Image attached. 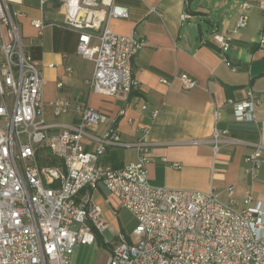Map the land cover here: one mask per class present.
Segmentation results:
<instances>
[{
    "label": "built area",
    "instance_id": "1",
    "mask_svg": "<svg viewBox=\"0 0 264 264\" xmlns=\"http://www.w3.org/2000/svg\"><path fill=\"white\" fill-rule=\"evenodd\" d=\"M12 3L0 0V264H72L76 249L98 238L111 249L110 264H264V209L254 206L253 194L248 192L240 206L233 186L227 190L228 202L212 190L153 186L148 173L152 160V146L146 139L149 128L136 142H124L116 121L80 103L75 108L79 122L61 126L58 134L50 133L58 126L47 122L43 71L23 49ZM40 3L41 7L57 4L64 25L80 33L77 53L95 65L91 81L95 94L128 98L140 91L134 60L148 42L135 34L117 35L109 27L112 19H128L127 8L115 0ZM259 5L264 10V0ZM251 7L249 2L242 4L233 33L247 27ZM32 24L39 30L46 26L42 20ZM211 38L223 53L230 51V35L213 32ZM259 44L264 49V31ZM180 79L185 91L197 86L189 75ZM228 104L237 122H257L262 102L253 91L245 101ZM51 108L57 118L72 109L60 100ZM157 115L155 111L152 118ZM221 120V111L215 110L210 139L215 156L226 145L246 144L230 137V130L221 128ZM106 124L110 125L103 134L89 133ZM87 140L95 145L93 150L87 149ZM250 145L253 151L245 159L246 173L255 180L264 165V147ZM110 147L135 148L137 163L103 165L101 160ZM48 150L54 165L41 163ZM102 186L137 221L131 237L105 221L93 199ZM106 231L115 239L109 241Z\"/></svg>",
    "mask_w": 264,
    "mask_h": 264
},
{
    "label": "crops",
    "instance_id": "2",
    "mask_svg": "<svg viewBox=\"0 0 264 264\" xmlns=\"http://www.w3.org/2000/svg\"><path fill=\"white\" fill-rule=\"evenodd\" d=\"M260 1L115 0L129 10V17L110 20V29L117 35L135 34L148 42L134 60V76L140 91L128 98L105 97L92 91L95 65L78 55L80 33L64 25L57 4L41 7L40 0H14L11 11L26 55L43 71L47 122L58 126L51 134L60 133L61 126L77 124L80 115L75 108L77 104H87L116 121L124 142H136L149 128L146 139L152 146V160L148 173L153 186L212 190L224 202H228L227 190L233 186L240 206L251 192L254 206L264 209V165L252 180L246 173L245 162L253 151L250 144L260 143L264 147V49L259 44L264 31V10ZM244 2L252 5L248 25L233 33ZM38 20L45 23L43 30L32 24ZM213 32L232 37L229 52L223 53L217 47L211 38ZM182 75L196 79L197 86L183 90ZM249 91L262 102L256 111L257 122H237L228 101L243 102ZM58 100L70 103L72 108L59 118L51 108ZM215 110L222 113L221 128L229 129L230 137L246 142L226 145L217 156L210 144ZM155 111L158 115L153 119ZM109 125L89 133L101 135ZM86 144L88 150H93L94 144L89 140ZM137 161L135 148L110 147L101 163L125 167ZM93 199L101 206L107 224L132 236L137 221L119 199L103 186L93 193ZM104 236L115 239L110 231ZM111 255L110 247L98 238L92 245L78 247L72 264H110Z\"/></svg>",
    "mask_w": 264,
    "mask_h": 264
},
{
    "label": "rangeland",
    "instance_id": "3",
    "mask_svg": "<svg viewBox=\"0 0 264 264\" xmlns=\"http://www.w3.org/2000/svg\"><path fill=\"white\" fill-rule=\"evenodd\" d=\"M50 151H46L42 154L41 156V163L42 165H54L56 161L50 156ZM106 237V236H105ZM107 238V237H106ZM109 241L111 240L110 238H107Z\"/></svg>",
    "mask_w": 264,
    "mask_h": 264
}]
</instances>
